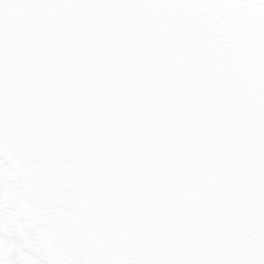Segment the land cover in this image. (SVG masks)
Segmentation results:
<instances>
[{"label": "water", "instance_id": "1", "mask_svg": "<svg viewBox=\"0 0 264 264\" xmlns=\"http://www.w3.org/2000/svg\"><path fill=\"white\" fill-rule=\"evenodd\" d=\"M0 157L83 264H264V5L0 0Z\"/></svg>", "mask_w": 264, "mask_h": 264}, {"label": "rangeland", "instance_id": "2", "mask_svg": "<svg viewBox=\"0 0 264 264\" xmlns=\"http://www.w3.org/2000/svg\"><path fill=\"white\" fill-rule=\"evenodd\" d=\"M1 164L3 165V163ZM3 167L4 173L7 175L12 173V170L6 164ZM0 172L2 173L1 170ZM4 185L2 186L3 190L9 192L8 186ZM14 196L11 199L8 196H4L3 199L0 197V264H35L32 257H38V255L48 257L50 260L48 263L50 264H78L77 260H72L70 257L72 261H68V256L63 254L64 259L58 252H51L46 249L48 251L44 253L43 249L47 244L43 238L42 240L37 239V242L29 238L35 227L34 220L30 219L32 213L27 211L25 202L22 205L16 200L13 201ZM40 242L41 245H39ZM47 243L50 244L48 241ZM43 261L44 259H41L39 264H43Z\"/></svg>", "mask_w": 264, "mask_h": 264}, {"label": "flooded vegetation", "instance_id": "3", "mask_svg": "<svg viewBox=\"0 0 264 264\" xmlns=\"http://www.w3.org/2000/svg\"><path fill=\"white\" fill-rule=\"evenodd\" d=\"M4 184H6L8 186L9 192H7L6 190H3L2 186ZM19 187H20V182H19V180L13 174H8V175L5 174L4 175V173H1L0 172V197H1V199H3L4 196H8V198L11 199L13 197V195H15L13 201L16 200V201L22 203V205H23V202H22V200L20 199V196H19ZM10 195H12V196H10ZM22 207H20V208H22ZM34 230H35V228H34ZM29 238L32 241L37 242V238L35 236V232L34 231H33V233H30V237ZM39 245H41V242L39 243ZM46 249H47L46 247H45V249H43V252L44 253H46V251H48ZM32 258L34 259L35 264H39L40 263L39 261H41V259H44V261H43L44 263L43 264H49L48 261H50L48 257L40 256V255H38V257L33 256Z\"/></svg>", "mask_w": 264, "mask_h": 264}]
</instances>
